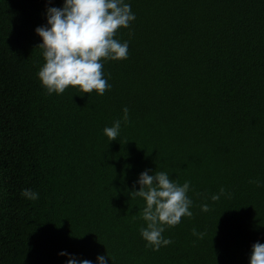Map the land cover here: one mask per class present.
<instances>
[{
    "label": "trees",
    "instance_id": "1",
    "mask_svg": "<svg viewBox=\"0 0 264 264\" xmlns=\"http://www.w3.org/2000/svg\"><path fill=\"white\" fill-rule=\"evenodd\" d=\"M63 2L0 0V264H249L264 244V0H126L128 58L103 62L102 96L49 95L37 77L35 29ZM145 170L191 182L193 216L158 251L129 194Z\"/></svg>",
    "mask_w": 264,
    "mask_h": 264
},
{
    "label": "clouds",
    "instance_id": "2",
    "mask_svg": "<svg viewBox=\"0 0 264 264\" xmlns=\"http://www.w3.org/2000/svg\"><path fill=\"white\" fill-rule=\"evenodd\" d=\"M47 2L50 4L52 0ZM134 20L135 14L126 0H64L62 7H48L46 25L35 29L42 41L36 48L42 50L45 61L37 77L46 93L60 95L72 87L83 94L95 91L98 96L104 95L111 86L104 78L103 62L128 58V41L121 42L116 36L118 30L129 28ZM122 112L121 119L103 130L109 141L117 140L122 120L128 121V108H123ZM136 183L139 191L133 190L129 194L145 202L141 218L146 226L139 229L140 235L146 247L158 251L173 242L164 238L166 228L177 226L183 217L193 216L190 210L193 202L188 196L191 182L180 185L167 172L149 174L145 170ZM249 183L261 186L259 180ZM21 195L32 201L39 198V194L31 189L22 190ZM224 195L231 197V193L221 187L211 196V201L216 202ZM200 207L202 212L211 210L207 203ZM192 235L203 239L205 233L193 228ZM106 259L105 255L98 256L97 264H105ZM67 264L92 262L69 257ZM249 264H264V244L256 242L252 245Z\"/></svg>",
    "mask_w": 264,
    "mask_h": 264
}]
</instances>
